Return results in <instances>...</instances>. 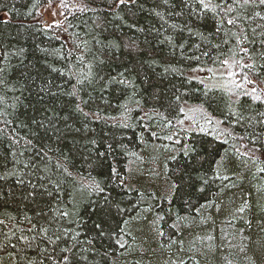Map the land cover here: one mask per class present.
I'll use <instances>...</instances> for the list:
<instances>
[{"label": "trees", "instance_id": "16d2710c", "mask_svg": "<svg viewBox=\"0 0 264 264\" xmlns=\"http://www.w3.org/2000/svg\"><path fill=\"white\" fill-rule=\"evenodd\" d=\"M227 4L0 0V264H264V98L215 86L236 33L264 87V5Z\"/></svg>", "mask_w": 264, "mask_h": 264}, {"label": "snow or ice", "instance_id": "6c2138e0", "mask_svg": "<svg viewBox=\"0 0 264 264\" xmlns=\"http://www.w3.org/2000/svg\"><path fill=\"white\" fill-rule=\"evenodd\" d=\"M119 2L121 4L125 3V0H119ZM234 2L239 3L240 6H244V5H249L250 3H253L254 0H234ZM196 3L198 5V9L202 14H208L211 13L213 14V16H217L219 15V13L221 11H225L227 10V12H231V8L228 7L227 4V0H196ZM259 3L261 5H264V0H259ZM221 24H227V25H235V20L232 18H229L227 20H221ZM222 29L221 27L218 25L216 28L217 32H220ZM233 36H235L236 38V43L238 46V51H234L232 49H229L226 53L222 54V58L219 60V64L221 65L222 68H224L225 72L222 75H226L230 84L235 88V89H239L242 92V95L245 96H251V98L253 100H261V96L260 95H253L254 93L257 92V88L255 86H253L251 88V90H247L245 88V85L247 84H255V82L250 79L249 75L247 74H242L240 72L235 71V68H252L253 66L251 64H247L243 62V57H241L239 55V53H244L245 55L249 54V50L246 47L240 48L239 45L247 39L246 36H242V35H237L236 33H233ZM224 43H227V41H224ZM262 44H264V41H262ZM217 47H219V45H217ZM264 55V54H262ZM81 63H82V58H81ZM90 67V66H89ZM193 71H204V69H193ZM207 71L212 72L213 69H207ZM237 77H239V79H237ZM115 79V78H113ZM85 80L90 81V77L89 74H84L83 75V79H77V84H82ZM120 83H124L123 80L119 81ZM200 83H204V81H200ZM75 87V86H74ZM76 92L74 91L73 93H71V95H75ZM176 99L179 101L180 97H176ZM78 110L83 111L82 109L79 108V105L77 106ZM180 113H184V108H180L179 109ZM85 116H87V113H84ZM180 123H183V120L179 121ZM206 122L211 125L213 124V119L211 117H206ZM168 123L170 124L171 121H168ZM202 131H204L205 129H201ZM155 135V134H153ZM227 141H225L226 143ZM65 171H67V169H65ZM114 174H115V170ZM260 171H264V169H260ZM224 179H227V177H224ZM97 187H99L97 185ZM240 211H243V208L240 209ZM39 215V214H38ZM69 215L68 212L63 211L60 212V216L61 217H67ZM26 219L29 220V222H31V218L30 217H26ZM52 219H55V217H53ZM162 219V217H161ZM0 223H3V221H0ZM33 227H35V225H33ZM40 233L44 234V237L47 238L49 240L50 243H54L55 241L52 240L50 237H48V228L44 227L43 225L40 226L39 228ZM161 235H163V233H160ZM23 239V237H22ZM33 239H35V237H33ZM56 239H60L59 236H56ZM65 259H67L65 257Z\"/></svg>", "mask_w": 264, "mask_h": 264}, {"label": "rangeland", "instance_id": "374dc122", "mask_svg": "<svg viewBox=\"0 0 264 264\" xmlns=\"http://www.w3.org/2000/svg\"><path fill=\"white\" fill-rule=\"evenodd\" d=\"M57 16V8H52V7H46L44 10H43V17H44V20L47 21V24L48 25H52L54 22H55V17ZM225 72L224 68L223 69H219L217 70V73L218 75L220 76L221 75V79H215V86L217 87H221L222 85V88L223 89H230V93H235L236 95H239L241 96L242 95V92L241 90L239 89H235L229 82L228 78L226 75H222L223 73ZM242 74H247L249 75L248 73L244 72ZM254 78V77H253ZM237 79H239V77H237ZM251 84H247L245 85V88H248L247 90L250 91V86ZM261 88V89H260ZM257 87V92H256V95H260L261 98H264V87L261 85V87ZM236 95H234V97H236ZM255 95V94H253ZM193 114H191L190 116L192 117ZM194 119V118H193Z\"/></svg>", "mask_w": 264, "mask_h": 264}]
</instances>
